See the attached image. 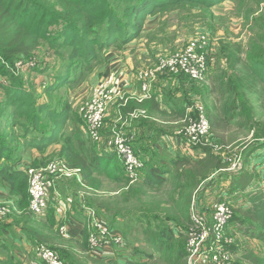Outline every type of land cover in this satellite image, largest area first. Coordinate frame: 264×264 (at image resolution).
<instances>
[{
  "label": "trees",
  "instance_id": "16d2710c",
  "mask_svg": "<svg viewBox=\"0 0 264 264\" xmlns=\"http://www.w3.org/2000/svg\"><path fill=\"white\" fill-rule=\"evenodd\" d=\"M227 1L234 0H0V77L7 80L5 85L0 84L5 96L4 101L0 100V110L3 111L0 114V186L15 201V206L22 211L28 208V166L20 163V158L18 161L13 159L11 153L18 154V157L23 154L19 146H12L13 139L9 140V137H14L21 147L33 149L39 154L60 143L56 159L64 162L69 169L79 170L78 183L82 188L93 191L97 181L103 177L119 185H128L116 154H104L93 148L86 142L88 135L83 132V126L81 131L76 127L74 132L66 135V128L73 115L67 103H63L60 109L55 107L52 99L38 103L24 89L18 74L20 68L26 67L43 42H47L48 47L54 49L57 55L60 53L57 49L63 50L68 63L63 74L53 78L42 93L50 97L57 89L76 84L82 70L103 59L102 55L107 50H117L139 38L148 18L166 11L183 9L191 12L201 9L211 21L213 17L208 11ZM263 2L264 0L255 3L258 7ZM182 16L186 17L187 13ZM249 17L245 16L244 21L250 28L253 43L246 49L243 58L240 56V48L234 44L230 49L224 48L230 50L228 69L219 70L216 78L212 77V85L206 92V97H210L208 107L216 109L207 116L210 125L209 142L212 146L196 147L199 154L195 159L176 157L167 172L149 166L143 174L142 191L165 188V184L169 182L166 177L173 178L171 192L164 194L166 197L163 204L159 205L161 210L156 206L144 212L141 210V214H138L146 222L143 234L145 240L150 239L149 244L155 248L153 253L143 254L147 262L135 264H149L152 260L162 264H186L185 243L187 231L192 225L189 215L194 194L206 180L215 174L224 173L231 165L220 154H214V146L227 150L226 148L245 141L252 134L250 141L254 144L247 148L245 157L250 156V162L255 152L264 150V144H257L259 140H264V8L256 10L253 17ZM32 71L39 69L36 67ZM158 77L171 79L164 75ZM182 77H178L181 83L186 85L192 82L188 77L183 80ZM192 87L195 84L190 85L191 91L194 90ZM182 99L184 102L187 100L184 97ZM157 103V98L152 95L150 99L132 108L128 107L127 110L145 109L151 112L157 109L159 114H163ZM188 105H191L190 101L186 102V106ZM78 125L81 126L82 123L78 122ZM8 130L11 132L5 138L1 137ZM31 167L39 168L36 164ZM245 171L242 176L240 174L243 172L233 179L223 174L219 177V181L227 179L230 185L225 194V200L229 202L234 214L229 225H235L237 236L257 240L264 246V192L260 189L250 190L255 177L250 171ZM183 205L188 207V217L184 215ZM158 210L163 212L164 218L157 216ZM115 212L116 216L121 214L119 208ZM55 214L56 211L39 221L44 234L32 230L34 223L28 219L34 221V216L28 215L18 220L23 222L22 230L25 235L38 245L46 242L47 233L54 235L53 229L64 224L55 219ZM151 219L158 224L157 227H152L148 222ZM18 220L16 218L13 221L21 224ZM24 222L28 226H24ZM170 225H174V230ZM182 228L186 229L185 233L180 231ZM174 231L177 233L174 234ZM89 232L88 228L85 229L81 241L74 246L77 252L90 259L91 264H105L89 256ZM120 235L126 243L125 237ZM234 246L231 250L237 254L238 249ZM49 248L58 252L54 247ZM59 251L60 258L66 263L70 257L66 256L63 249ZM245 251H241L243 253L235 264H264V259L256 256L252 250ZM135 252L140 253L137 248ZM156 254L157 257H153ZM75 259L78 260L77 257ZM0 264L17 263L0 261Z\"/></svg>",
  "mask_w": 264,
  "mask_h": 264
},
{
  "label": "rangeland",
  "instance_id": "374dc122",
  "mask_svg": "<svg viewBox=\"0 0 264 264\" xmlns=\"http://www.w3.org/2000/svg\"><path fill=\"white\" fill-rule=\"evenodd\" d=\"M256 1L261 2V0H234L233 2H223L214 9L208 11L209 15L213 17L211 21L205 16L206 13L201 9L191 10V12H186L182 9L181 11H166L163 14H156L155 16L147 19L143 32L139 38L117 50H107L105 52L106 54L103 53L102 55L103 59L88 65L82 70L76 84L61 87L52 92L50 97L45 94L43 95L42 93L45 92L46 87L49 86L48 84L53 81V78L63 74L64 69L67 67V57L63 50L57 49L60 52L57 55L54 49L48 47L47 42H43L38 50L34 52L31 61L26 64V67L20 68L18 74L21 76V82L24 89L29 94L33 95L38 103H43L45 101L47 102L49 99H52L57 109H60L63 103H67L71 107L73 115H71L70 122L66 128V135H70L71 132H74L76 127L81 131L84 124L83 113L86 110L97 87L102 86L101 83L103 82V77L106 74L107 64L110 60H112L111 62L115 61L110 66L115 65V67H118L120 65L122 67L119 70H111L112 72H115L112 75L113 79L120 80L122 75H126L128 72H130V74H132L131 77H134V79L137 77L138 81L140 82V86L142 87L145 71L150 67L156 66L158 64L159 58L169 54H174L176 51L183 48V46L194 36L204 33L208 34L212 43L211 52L208 53V56H210L207 62V69L204 74V79L197 81L185 76H183L181 79L183 80L187 78L189 81H192L195 84V87H192V89H194L192 94L186 98L191 100V97L194 96L191 100V105H189L187 108H190L197 103L199 106L203 107L206 115L208 116L209 112H215L216 109L214 107H208L210 97H206V92L212 85V79L216 78V76L219 74V70L226 71L228 69L230 53L229 49L234 44L237 48H240V56L243 58L245 54L244 52L246 49H249V45L253 43L251 40V35L249 34L250 28L247 26L244 19H246L245 16H250L249 18H252L256 10L264 8V2L259 4L257 7V4L255 3ZM186 13V17L182 16V14ZM139 55L140 60L137 59V56ZM124 57L128 58L130 66L125 65ZM136 62L137 64L131 67V63ZM36 67L39 69V71L33 72L32 70ZM136 70L137 73L135 72ZM176 77L178 79L179 75L175 76L173 79L175 80ZM108 78L109 75L107 79ZM158 79L159 78L157 77V79H155L150 85V97L143 99L142 95L140 97V99L142 98L141 101L137 99L138 101L143 102L147 99H150L152 95L157 98L161 94L159 92V83L161 80L159 79V81ZM192 82H189V85H194ZM6 83L7 80L3 77H0V84L5 85ZM169 84L170 83H167L166 87ZM154 86L157 88V90L152 92L151 88H154ZM114 89L118 95V99L109 102L107 105L106 113L102 120V127L99 131L101 139L99 141H95L88 135L86 142H88L98 152L106 154L111 153L113 150L112 146H108L107 144L109 137H112L115 134L123 136L130 144L133 155L140 162V166L136 168V172L140 173L139 177L136 180L127 178L128 185L126 186L116 184L115 182L103 177L100 179V181H97L96 187L92 191L86 190L80 186L78 183L79 181L77 179V174L71 176H66L65 174H61L58 177L51 176L49 177V182L52 183L50 189L53 187V184H55L56 190L49 189L47 206L42 216L35 217L29 212L28 208H26V211H22L15 206V203L11 205L0 200V207L2 208L1 214L5 217H11L12 215H15L14 219L26 217L28 215L34 216V221H30V219H28L29 222L34 223L32 230L38 232V234H44V230L41 229L39 221L44 219V216L52 215L53 212L56 211V208L54 207L55 202H53L54 198H58L64 204H69L71 209H73L74 206H77L79 201H82V204L80 205V209L82 211H86V209H90V211L91 209L94 210L98 217H101L98 215L99 213L106 218V223L109 229L112 228L117 232H121L120 234H122L127 241L125 243L126 248L129 249V251L126 252L127 256L129 255L130 258L133 257L132 259L135 262L145 263L147 260L143 254L153 253L155 246L149 244L150 239L145 240L143 234L146 227L144 226L146 222L141 217H139L141 215L138 214H141V210L144 212L156 206H158L159 210H161L159 205L160 203L163 204L164 198L166 197L164 194L168 195V193L171 192L170 185L172 183L173 177H166L169 178V182L165 184V188L162 187L159 190L154 191L141 190L144 184L143 181H141L143 179V174L146 172L147 166L150 165L147 162V159L144 158L145 156L141 157V155H139L140 149L138 148V143L136 142V130L139 127L141 128L146 126H159L160 128L165 129L176 127L177 129L172 130H174L177 136L180 137L183 147L196 151V147L191 148L186 142L183 132L184 128L187 126V117L188 120L194 119L197 115V111L194 108L189 111L186 109V112L184 111L182 114L183 117L181 118V122H179L178 125L170 123L168 120H159V116H154L151 112L145 109L144 117L137 116V113H135L133 116H129V112L137 109H132L129 111L127 108L136 102L134 100L129 101V98L125 96L122 90H118L116 88ZM182 95H184L183 91ZM119 97H122V100H119ZM4 98V93L0 89V100L4 101ZM125 108L126 110H124ZM111 109H115V111L120 110V113H118L114 123H111L107 126L106 117L108 110L110 111ZM1 112L3 113L2 110H0V114ZM78 122H81L82 125H78ZM10 132V130L6 131V133L1 134V137L5 138L6 134H9ZM251 135H248L245 138V141L235 143L232 145V147L226 148L227 150L219 149L218 151L214 152V154H220L222 159L226 163L230 164V161L235 158V155L243 156L244 169L240 176L246 172L245 169L254 175V183L250 187V190H253L259 189V186L264 187V160H259L260 162H257L258 157L262 155V150H260L261 153L258 154H255V152L250 159V162L248 160L250 156L245 157L247 148L250 147L251 144H254L250 141ZM169 137L172 138L174 136L172 135ZM11 139H13L12 146H19V150H21V154H23L18 157V154L11 153L13 159H16L17 161L19 158L22 159L20 163L23 162L24 166L27 165L28 167H26V169L33 168L31 167L33 164H36L39 167H45L51 162L50 160L56 159V152L61 145L60 143L57 145H52L43 154H39L33 149L21 147L20 143L14 137H9V140ZM259 141L260 142L257 144H264V140ZM143 152L144 155L151 157L150 151L141 150V153ZM184 152L186 153L187 151ZM112 153L116 154L115 152ZM117 160L120 167L124 170V174L130 177L126 171V169L128 170V166L125 160L118 156ZM164 161L166 160L164 159ZM44 164L46 165L44 166ZM234 177L236 176H228L227 178L233 179ZM211 178H213V181L217 182L216 191L218 190L220 193L226 194L230 188L227 179L219 181L220 179L218 180L217 176H212L204 182V185L209 180L212 181ZM204 185L202 184L201 186L203 187ZM67 191L73 194H71V196H66ZM214 192L215 191L213 189L210 193L213 194ZM199 193H201L200 190L198 194ZM6 194L7 192L5 191L4 197L8 198V195ZM212 196H214V194ZM68 197H70V199H68ZM197 202L198 201L196 200V203ZM211 206L208 208V211H202L199 209L197 204V208L203 212V215L207 220H210V215L212 213ZM117 208H119L121 213L118 216L115 215V210H117ZM182 208L184 215L188 217V207L183 205ZM108 210H110V212ZM159 210L157 211L159 214L157 216L164 218L165 215L163 212H159ZM233 216L234 214H232V217ZM57 221L59 222V220ZM148 222L151 223L152 227L154 228L158 226V224L152 219L148 220ZM61 226L64 225L60 224L59 227L56 226L53 229L52 233L54 235L47 233L45 237L46 242L39 243L38 245L44 244L48 247H54L58 249V252H60V249H63L66 252V256L70 257V259L65 264H83L84 261L86 264H91L90 259H88L86 255L77 252L74 242L69 239L67 231L65 234L60 232ZM170 226L174 230V225ZM180 231L185 233L186 229L182 228ZM174 232V234L177 233V231ZM226 235L233 239L232 246L235 245L234 247L238 249L237 254H234L231 249L229 250L233 253L231 263L235 264L236 259L241 255V253L246 252L245 250H252L256 256L264 259V246H262L257 240H249L237 236L235 234V225L232 223H230V225L228 224ZM36 246L37 245H35V247ZM134 248H137L140 253L135 252ZM126 255H124V257ZM75 257H77L78 260H76ZM85 257L87 260H85ZM153 257H157V254L153 255ZM149 264H162V262L152 260Z\"/></svg>",
  "mask_w": 264,
  "mask_h": 264
},
{
  "label": "built area",
  "instance_id": "2783aa9c",
  "mask_svg": "<svg viewBox=\"0 0 264 264\" xmlns=\"http://www.w3.org/2000/svg\"><path fill=\"white\" fill-rule=\"evenodd\" d=\"M211 41L208 34H198L190 39L180 50L174 54H169L158 59L156 66L150 67L145 71L144 81L141 90L143 99L149 98L151 83L159 75L174 78L175 76H185L193 80L201 81L207 69L209 59L208 53L211 52ZM177 78V77H176ZM175 78V79H176ZM115 89L108 84L97 87L86 110L83 113V131L93 140L99 141L101 136L99 131L102 127V120L106 113L109 102L118 99ZM141 98V99H142ZM141 99H139L141 101ZM122 100V97H119ZM196 109L197 115L194 119H186L187 126L184 128L183 135L191 148L198 146H212L209 142V121L203 107L194 104L187 111ZM135 113L139 117H144V110H134L129 112V116ZM108 146H112V152L127 163V173L129 179L136 180L140 173L136 168L140 166L139 160L133 155V151L127 139L119 134L109 137ZM220 148L213 147L214 151ZM239 155L231 160V165L227 171L238 170L241 168ZM28 183V210L34 216H42L48 202V191L51 187L49 177H58L61 174L71 176L77 174L80 181L79 170L69 169L67 165L59 159H53L45 167L28 168L26 171ZM135 177V178H132ZM199 192V191H198ZM198 192L194 194L191 203L189 218L191 227L187 231L185 244L186 264H231L233 253L229 251L232 247L233 239L226 235L229 221L232 218V210L229 202L225 200V194L220 193L216 202L212 204L210 220H207L203 213L197 208L196 198ZM2 208L0 207V217ZM90 219L88 236V254L91 258L96 256V250L103 245H125L124 238L120 234H113L105 226L101 225L94 212H88ZM66 227L61 226L60 232L65 234ZM60 233V234H61ZM61 234V235H63ZM35 253L44 264H65L57 251L50 249L42 244L34 248Z\"/></svg>",
  "mask_w": 264,
  "mask_h": 264
},
{
  "label": "crops",
  "instance_id": "0c3cea01",
  "mask_svg": "<svg viewBox=\"0 0 264 264\" xmlns=\"http://www.w3.org/2000/svg\"><path fill=\"white\" fill-rule=\"evenodd\" d=\"M137 59L140 60V55L137 56ZM137 60V61H138ZM109 61L106 69V77H103V84H108L109 86L116 88L118 90H122V92L127 96L130 100H134L136 103H133L129 108L134 107V105H138L141 103L137 99L143 95L141 90L140 82L137 77H131L132 74L128 72L126 75H122L120 80L113 79L112 75L115 72L111 70H119L122 68L120 65L118 67L110 66L114 62ZM125 65L130 66V62L127 57H124ZM136 63H131V67L135 66ZM137 73V70L135 71ZM109 75V78L107 79ZM121 75V74H120ZM159 78V77H158ZM161 82L159 83V92L161 93L158 97V109L163 111V114H159L158 110H152L151 113L155 116H159V120H168L170 123L178 125L181 122V114L182 108L183 112H186L187 107L186 102L192 100L187 99L185 102L183 101V97L187 98V96L192 94L191 88L189 84L181 83L179 79H167L162 77ZM158 79V80H159ZM159 80V81H160ZM170 83L167 87L166 84ZM120 88H118V87ZM164 88V91H163ZM152 92L156 91L157 88H151ZM182 91L184 95H182ZM153 94V93H152ZM155 95V94H154ZM93 97V96H92ZM146 101V100H145ZM143 101V102H145ZM138 102V103H137ZM142 102V103H143ZM192 103V102H191ZM127 108V107H126ZM126 108L124 110H126ZM185 108V110H184ZM123 110V111H124ZM120 113V110L115 111V109L108 110V114L106 117V125H110L114 123L116 117ZM172 129H177L176 127L171 129L160 128L159 126H146L137 128V138L136 142L138 143L139 155L141 157L147 159L149 165L161 168L167 171L170 170V166L172 167V162L176 159V157H187L191 159H195L198 157V151H193L192 149L184 148L182 145V141L179 136H177L176 132ZM172 130V132H171ZM106 134V133H105ZM174 136L170 138L169 136ZM152 142V143H151ZM61 148V146H60ZM58 148L57 152L60 150ZM144 149V150H143ZM142 151H150L151 157L144 155ZM184 151H187L186 153ZM56 152V153H57ZM261 153V151H257L255 154ZM262 155L258 157L257 162L264 160V150H262ZM154 158V159H152ZM164 159L166 161H164ZM260 160V161H259ZM152 162V164H151ZM149 167V166H147ZM78 179V178H77ZM220 178L218 177V180ZM204 185V183H203ZM205 188L201 191V193L197 196V204L200 210L208 211V208L216 202L218 194L220 192L217 190V182L216 181H208L205 183ZM214 189V196L210 193L211 190ZM259 189L264 192V187H260ZM53 190H56L55 184H53ZM87 190V189H86ZM57 192V191H56ZM58 193V192H57ZM71 192L67 191L66 196H71ZM7 195V194H6ZM5 189L0 186V200L4 203H9L11 205L14 204V200L12 198H6ZM70 199V197H68ZM53 202H55L56 214L55 219L62 221L69 236V239L75 243L81 241L84 230L88 228L89 231V223L90 219L87 216L88 212H94L98 221L101 225L105 226L108 230L107 221L104 216L98 213L101 217L97 216V213L91 209H86V211H82L80 209V205L82 201L78 202L77 206H74L73 209L70 208V205L62 203L58 198H54ZM68 207V208H66ZM70 210V211H68ZM19 219V218H17ZM14 218L11 216L5 217L2 215L0 218V261L2 262H13L17 264H44L37 254L34 251L35 244L29 237L25 235L22 230L23 222L18 220L21 224L14 223ZM24 226H28V223L24 222ZM87 226V228H86ZM113 234H119V232L112 231ZM129 249L126 246L119 247L117 245H103L98 250H96V256L93 259L99 260L105 264H135V261L130 258V256L126 255ZM124 255H126L124 257Z\"/></svg>",
  "mask_w": 264,
  "mask_h": 264
},
{
  "label": "water",
  "instance_id": "95a60500",
  "mask_svg": "<svg viewBox=\"0 0 264 264\" xmlns=\"http://www.w3.org/2000/svg\"><path fill=\"white\" fill-rule=\"evenodd\" d=\"M242 157L243 156H239L238 157L239 158V161L241 162V168L240 169H238V170H231V171L225 170L224 173H218V174H215L213 176H217V177H221L223 175L229 176V177H231V176H239V174L242 173L243 172V169H244V160H243ZM211 180L213 181V178H211ZM204 188H205V186H203V187L201 186L200 191H202Z\"/></svg>",
  "mask_w": 264,
  "mask_h": 264
}]
</instances>
